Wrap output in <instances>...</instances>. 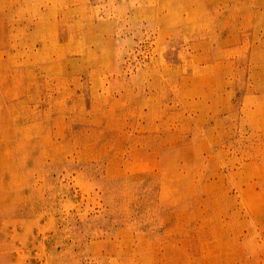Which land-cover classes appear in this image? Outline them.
I'll list each match as a JSON object with an SVG mask.
<instances>
[{"label":"rangeland","instance_id":"obj_1","mask_svg":"<svg viewBox=\"0 0 264 264\" xmlns=\"http://www.w3.org/2000/svg\"><path fill=\"white\" fill-rule=\"evenodd\" d=\"M0 264H264V0H0Z\"/></svg>","mask_w":264,"mask_h":264}]
</instances>
